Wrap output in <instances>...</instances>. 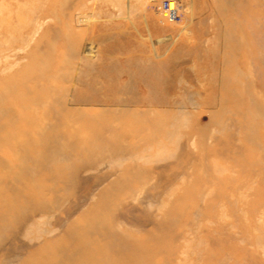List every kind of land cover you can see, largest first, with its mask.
<instances>
[{
  "label": "rangeland",
  "instance_id": "374dc122",
  "mask_svg": "<svg viewBox=\"0 0 264 264\" xmlns=\"http://www.w3.org/2000/svg\"><path fill=\"white\" fill-rule=\"evenodd\" d=\"M0 264H264V0H0Z\"/></svg>",
  "mask_w": 264,
  "mask_h": 264
},
{
  "label": "built area",
  "instance_id": "2783aa9c",
  "mask_svg": "<svg viewBox=\"0 0 264 264\" xmlns=\"http://www.w3.org/2000/svg\"><path fill=\"white\" fill-rule=\"evenodd\" d=\"M166 14H168V19L169 21L172 19V17L175 15V12L171 11V10H166L165 11Z\"/></svg>",
  "mask_w": 264,
  "mask_h": 264
}]
</instances>
